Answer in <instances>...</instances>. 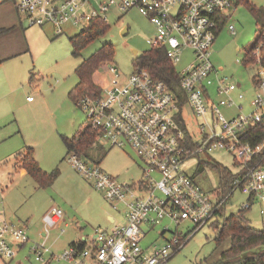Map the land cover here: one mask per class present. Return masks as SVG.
<instances>
[{
    "label": "built area",
    "instance_id": "obj_1",
    "mask_svg": "<svg viewBox=\"0 0 264 264\" xmlns=\"http://www.w3.org/2000/svg\"><path fill=\"white\" fill-rule=\"evenodd\" d=\"M13 1L18 14L28 25L51 24L60 34L67 21L87 23L91 18L104 20L111 6L121 10L137 8L154 26L149 46L165 48L172 63L180 60L185 48L193 58L178 70L179 83L186 97L182 106L165 83L152 78L140 67L128 75L118 73L111 63L105 65L110 79L100 90L79 96L75 102L86 112L103 148H127L141 168L133 182L119 180L97 163H88L75 152L68 162L79 175L102 193L118 210L123 206L124 223L109 230H97L92 245L68 246L59 258L69 264H162L178 251L199 228L211 222L235 190L247 195L242 209L257 206L264 218V163L255 159L264 142L254 145L243 140L250 125L264 120V50L261 43L252 49L255 72L254 92L248 113L227 116L221 108L241 110L245 98L238 83L211 62L210 46L216 39L217 26L234 0H100L97 9L86 10L88 0H0ZM226 21L228 19L226 18ZM228 30L234 34L232 23ZM190 109L194 119L184 110ZM225 149L240 159L241 169L228 191L205 192L183 164L188 156ZM60 207L51 206L43 215L45 229L63 221ZM168 221V224H162ZM191 224V228L185 224ZM264 224V219H263ZM172 225L174 232L168 227ZM184 226L177 231L178 226ZM160 226L158 237L142 245L146 234ZM63 230L62 228L60 229ZM29 240L23 226L9 222L0 210V255L11 259L18 246ZM28 251L44 262L50 250L44 242L33 243ZM52 256V254H51Z\"/></svg>",
    "mask_w": 264,
    "mask_h": 264
},
{
    "label": "rangeland",
    "instance_id": "obj_2",
    "mask_svg": "<svg viewBox=\"0 0 264 264\" xmlns=\"http://www.w3.org/2000/svg\"><path fill=\"white\" fill-rule=\"evenodd\" d=\"M88 1L84 7L85 11L98 8L100 0ZM248 1L264 9V0ZM12 5L13 1L0 3V27L13 24L19 26ZM103 14L108 25L107 31L89 42L78 57L71 53L68 38L86 26L85 21L75 25L67 21L63 25V31L56 34L51 24L28 25L23 14H19L25 37L19 27L18 32L14 30L8 34L9 39L19 40L22 46L17 56L0 65L2 76L0 80L6 77L8 72L9 79L6 84L9 83L12 87L7 95L0 96V115L7 119L0 124V137L8 136L6 140L0 139V153L9 150L13 155L14 152L21 150V147L19 149L17 147L18 142L21 143L26 135L40 167L47 171L59 170L58 176L47 187L40 188L35 185L26 173L17 175L13 180H10V177L4 178L0 184V210L6 209V213H13L23 221L28 217L34 220L32 230H27L26 233L29 236L28 242L14 257L20 264H69L59 257L64 249L68 248L67 242L76 235L78 229L91 236L93 231L109 226L108 213L115 216L118 221L123 215L122 205H118V210L114 209L99 190L71 167L68 162L69 154L62 140V135L73 136V133L87 121L85 110L67 96L68 90L77 80L74 67L89 57L92 59L95 54L103 57L105 55L93 74L94 81L104 85L111 77L105 65L111 63L118 69L120 75H128L135 69L136 55L150 48L149 38L152 37L154 26L136 7L121 10L117 6H111ZM228 15L235 27L234 34L223 25L210 46V58L215 66L221 67L222 73L240 84L237 90L245 97L241 101L243 104L241 110L221 108L223 114L231 116L236 111L248 113L251 110L248 103L255 90L251 76L256 68L255 65L244 67L241 59L244 51L254 40L256 25L253 15L243 4L235 6ZM22 39L27 41L28 50ZM108 52L111 55H108ZM192 58V51L185 48L180 60L174 63V67L180 70ZM184 112L190 118L188 127L193 129L194 117L190 109L187 107ZM89 151L90 157L83 159L88 163L97 162L104 171L114 174L119 180L130 182L131 178L140 177L141 170L127 148L106 145L103 149L91 147ZM5 167H8V164L1 165L0 172L6 174ZM183 168L205 192L213 190L221 192L224 185L241 169V163L235 153L225 149L205 150L188 156ZM246 199L247 195L235 190L227 200L224 212L229 214L242 209V202ZM51 206L60 207L64 221L70 224L64 227V231H59L58 227L45 229L44 223L40 221V214ZM244 212L253 228H264V218L256 205L244 209ZM162 224H168V221ZM185 226L191 228L192 225L186 223ZM183 228L184 226L180 225L176 230L181 231ZM160 229L158 226L148 232L142 245L158 237ZM168 229L174 232L172 225ZM40 231L44 232V236ZM216 231L213 224L208 222L194 232L182 247L162 264H234L219 262L221 252L229 245L227 238L216 245L214 239ZM170 236V232L164 235L166 238ZM161 241V238L157 239V242ZM35 242H44L50 250L44 256V262L36 261L34 255L28 253L29 247Z\"/></svg>",
    "mask_w": 264,
    "mask_h": 264
},
{
    "label": "trees",
    "instance_id": "obj_3",
    "mask_svg": "<svg viewBox=\"0 0 264 264\" xmlns=\"http://www.w3.org/2000/svg\"><path fill=\"white\" fill-rule=\"evenodd\" d=\"M233 2L235 5H245L251 15H253L256 25L254 40L249 45L248 49L244 51L241 59V64L244 67H248L252 65L251 63L254 59L251 53L253 47L261 43V48L264 50V9L262 7H257L248 0H234ZM6 29V27H0V33L4 32ZM107 29L108 25L106 20L91 18L86 26L79 32L70 35L68 38L71 46V53L76 57L80 56L81 50L86 47L89 42L102 36ZM108 55L111 54L108 52ZM104 57L103 55L95 54L92 59H89V57L88 60H85L75 68L78 81L67 93L71 101L75 102L81 95L93 92L97 93L100 90V85L94 81L93 74L97 70L99 64L102 63ZM134 67L146 69L152 78L154 77L166 84L168 89L179 99V104L183 106L186 103V97L180 88L178 70L174 67L171 59L167 57L165 48L153 47L144 50L142 54L136 55ZM62 140L67 154L75 152L81 158L90 157L89 150L91 147L103 149L97 139L96 131L91 127L88 121L76 130L73 136L68 137L62 135ZM243 140L251 145L262 141L264 142L263 120L250 125L247 131L243 133ZM262 154H264V147L255 155V159L261 158L260 156ZM16 157L19 162L17 167L26 171L33 179L34 183L40 188L50 186L58 176L59 170L53 169L47 171L40 167L38 161L34 157L33 148L30 145H25ZM259 160L264 163V156ZM235 175L224 185L225 187L222 188L221 194L230 189ZM224 206L225 204H223L218 211L217 217L211 221V224H213V227L217 230L214 235L216 245H219L225 238L228 239L229 247L221 252L219 262L264 264V228H253L245 216L244 209L226 214L224 212ZM70 245H74L78 248L84 247V243L82 242H71L69 246Z\"/></svg>",
    "mask_w": 264,
    "mask_h": 264
},
{
    "label": "crops",
    "instance_id": "obj_4",
    "mask_svg": "<svg viewBox=\"0 0 264 264\" xmlns=\"http://www.w3.org/2000/svg\"><path fill=\"white\" fill-rule=\"evenodd\" d=\"M12 6H14V5H12ZM235 6H237V5H235ZM235 6L233 7V9L235 8ZM14 8H15V6H14ZM233 9L227 11L224 15H222L223 16V20H221L219 22L218 26H217V31H216L217 34H216V37L218 35V31L220 30V28H222L223 25H226V27H227V24L228 23H232L231 18H230V15H228V14H230ZM15 11H16V9H15ZM16 14H17V22L19 23V26H17L16 24H13L11 26H5L7 29L4 32L0 33V65L3 62H5L6 60L11 59V58L17 56L18 53H19L18 52L19 51V48L22 46L21 43L19 42V40L9 39V37H8L9 35L8 34L11 33V32H14V30L18 32V30H19L18 27H19V28L22 29V32H23L22 35H23V37H25L24 30H23L24 28H23L22 22L20 21V17H19L20 15L17 13V11H16ZM226 18H228V21H226ZM233 26H234V24H233ZM5 27H1V28H5ZM227 29H228V27H227ZM234 29H235V27H234ZM22 43H25V45L27 46V49L26 50H28L27 41H25V40L22 39ZM70 49H71V46H70ZM76 67H74V69ZM75 70H74V72H75ZM75 75H76V72H75ZM0 77H2V76H0ZM8 79H9V74L7 72L6 77H3L2 80H0V96L3 95V94L4 95H7V93L9 92V90L12 89V87H11V85L9 83L6 84V82L8 81ZM77 81H78V77H77L76 82ZM251 81H252V76H251ZM238 85H239V88H240V84H238ZM27 99H28V97L26 96V100ZM3 120H7V119H6L5 116H1L0 115V124L4 122ZM0 139L6 140V139H8V136L0 137ZM29 143H31V142L28 140L27 136L25 135L24 136V139L21 141V143L18 142V146L17 147H18V149L21 147V150H22L25 147V145H29ZM21 150H18L16 152H14L13 155L9 153V150L6 151L5 153H0V166L3 165V164L4 165L5 164H8V167H5L4 168L6 170V174H4V172H0V184L4 181V178H7V177L8 178L10 177L9 179L10 180H13L17 175H20L22 173H26L27 175H29L26 171H24V170H22V169H20V168L17 167V165H18L19 162H18V159H17L16 156L19 154V152ZM33 152H34V149H33ZM137 166H138V164H137ZM140 170H141V168H140ZM112 175H114V174H112ZM140 175H141V173H140ZM139 178L140 177H138L137 179H132L131 178L130 182L136 181ZM49 208H47L46 210H44L43 213H41L40 216H39L40 221H42V224L44 223V225H45V222H44L43 215L46 213V211ZM4 209H5V207H4ZM2 211L4 213L5 218L9 222L11 221V222H14L15 224H17L19 226H23V228L25 230V233H27V230H32V226H33V223H34V220L32 218H29L28 217L25 221H23L20 218H17L13 213H10V214L9 213H6V209L5 210H2ZM119 213H121V212L119 211ZM107 216H108V221H109L110 224H109V226L107 228H104L102 230H109L114 225L124 223V216L123 215L121 216L122 218H121L120 221H118L115 216L111 215V213H108ZM69 225H70L69 223H67V222L64 221V217H63V221L60 222V225H55L53 227H58L59 228V231H61L60 229L62 228L63 229L62 231H64V227H68ZM53 227H49L48 229L53 228ZM40 234L44 236V232L40 231ZM164 235L165 234H163V237H164ZM95 236H96V231H93V234L90 236L88 234L82 233L81 230L78 229V232H76V235L73 236V237H71V239H69V241L67 242V245H69L71 242H75V243L76 242H82V243H84V246H90V245H92ZM163 237H158V238H161L162 239ZM23 248H24V245L18 246L16 255H18L19 252H21V250ZM28 253L30 254L29 251H28ZM14 257H12L11 259H7V258H4V257H2L0 255V264H20V261L14 260Z\"/></svg>",
    "mask_w": 264,
    "mask_h": 264
}]
</instances>
